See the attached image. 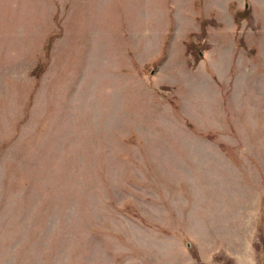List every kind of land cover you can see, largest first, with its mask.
<instances>
[{"label":"rangeland","instance_id":"374dc122","mask_svg":"<svg viewBox=\"0 0 264 264\" xmlns=\"http://www.w3.org/2000/svg\"><path fill=\"white\" fill-rule=\"evenodd\" d=\"M0 264H264V0H0Z\"/></svg>","mask_w":264,"mask_h":264},{"label":"trees","instance_id":"16d2710c","mask_svg":"<svg viewBox=\"0 0 264 264\" xmlns=\"http://www.w3.org/2000/svg\"><path fill=\"white\" fill-rule=\"evenodd\" d=\"M60 34L57 33H52L50 35H48V37L46 38L45 44L43 46V52L40 56V58L38 59L37 63H36V67L34 68V73H37L39 75L40 70L42 69V67L44 66L45 62L44 59L47 58L48 54H49V50H50V46H51V41L54 38H58ZM39 71V73H38ZM37 75V76H38ZM37 78V77H36Z\"/></svg>","mask_w":264,"mask_h":264}]
</instances>
